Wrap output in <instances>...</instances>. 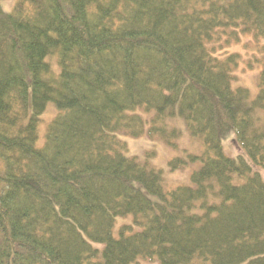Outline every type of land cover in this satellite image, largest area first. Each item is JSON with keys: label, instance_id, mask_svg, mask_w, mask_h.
<instances>
[{"label": "trees", "instance_id": "1", "mask_svg": "<svg viewBox=\"0 0 264 264\" xmlns=\"http://www.w3.org/2000/svg\"><path fill=\"white\" fill-rule=\"evenodd\" d=\"M15 1L0 6V264H264V0ZM246 37L256 97L234 87ZM185 131L201 151L180 150ZM143 137L181 153L170 171L195 167L189 185L167 189L154 151L128 155L122 139Z\"/></svg>", "mask_w": 264, "mask_h": 264}, {"label": "rangeland", "instance_id": "2", "mask_svg": "<svg viewBox=\"0 0 264 264\" xmlns=\"http://www.w3.org/2000/svg\"><path fill=\"white\" fill-rule=\"evenodd\" d=\"M16 1L15 0H0V6L6 13H11ZM258 46L252 40L251 37H246L242 40L239 45H234L229 48V53H239L243 59L244 63L237 71V82L234 83V87H243L248 89L253 97H256L258 94L257 87V79L260 73V68L255 69L254 71H249L246 69V62L253 58L254 55L257 54ZM54 111L49 112L45 115L43 123H41L39 128V141L38 148H42L45 142V136L47 131V124L53 118ZM179 127H183L181 122H177ZM234 136L230 134L227 139L224 141L223 146L226 155L230 158L236 159L243 154L239 149L237 143L233 139ZM123 141L128 145V155L131 157L143 158L144 154L147 152L154 151L156 156L149 162V164L153 167H156L160 171H162L165 181V186L167 189H174L178 186H184L190 184V173L195 167H189L183 171H175L172 172L169 169L168 163L175 157L181 155V153L170 149L165 146L161 142H152L148 140L146 137L140 139L133 138H123ZM186 149L190 153H198L201 151L202 147L198 140L190 137V134L185 131L182 140L180 141V150ZM246 160H248L246 158ZM254 172L261 175L264 181V170L255 168ZM126 223L127 225L133 226V218L132 216L126 218H118L115 228L114 235L118 237L119 229L122 224ZM137 229H135L136 231ZM140 264H151L141 262ZM157 264V263H156Z\"/></svg>", "mask_w": 264, "mask_h": 264}]
</instances>
